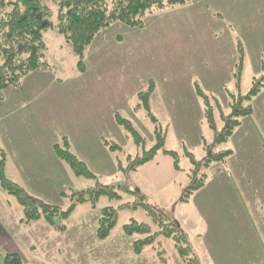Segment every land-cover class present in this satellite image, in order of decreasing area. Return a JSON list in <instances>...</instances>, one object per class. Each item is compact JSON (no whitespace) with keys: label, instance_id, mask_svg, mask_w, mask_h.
<instances>
[{"label":"rangeland","instance_id":"374dc122","mask_svg":"<svg viewBox=\"0 0 264 264\" xmlns=\"http://www.w3.org/2000/svg\"><path fill=\"white\" fill-rule=\"evenodd\" d=\"M142 20V28L114 22L102 29L84 52V70L79 69V59L63 34L56 29L44 32L48 69L30 72L20 84L5 89L0 99V148L8 157L5 173L27 195L64 210L71 205L73 191L98 182L139 190L146 201L176 219L190 246L197 248L202 244L197 235L212 231L215 221L201 213V191L189 204L179 199L195 176L215 172L224 162L215 161L205 171L196 168L194 175L195 165L187 152L201 161L209 150L246 149L228 161L235 166L264 164V87L244 104L252 107V114L240 117L230 139L215 146V132L207 124V108L196 86L227 115L233 98L246 95L264 75V0H187L154 7ZM238 36L249 40L242 59L236 49ZM151 85V113L158 120L165 147L177 152L179 167L160 150L135 171L118 170L119 163L122 168L129 165L128 157L141 156L157 142L156 124L141 96ZM215 111L221 129L226 124ZM117 115L133 124L144 144H136ZM64 138L71 152L97 175L96 180L75 175L55 154L54 145L63 144ZM105 141L119 148L112 150ZM215 181L212 175L209 185ZM117 190L120 199L102 196L95 206L77 204L55 237L45 234L40 224L28 227L24 206L2 188L0 211L13 220L8 228L18 233L20 242L35 244L34 252L24 251L34 264H188L169 237L159 238L165 259L153 246L134 253L133 242L144 236H128L123 226L133 219L153 224L142 208L121 211L110 236L97 237L101 209L136 198L124 188ZM234 203L225 204L231 210ZM18 216L24 223L16 220Z\"/></svg>","mask_w":264,"mask_h":264},{"label":"trees","instance_id":"16d2710c","mask_svg":"<svg viewBox=\"0 0 264 264\" xmlns=\"http://www.w3.org/2000/svg\"><path fill=\"white\" fill-rule=\"evenodd\" d=\"M186 2L187 0H0V99L3 98L5 89L20 84L22 79L30 72L48 69L49 64L45 58L47 46L44 41V32L48 29H56L63 34L79 59V69L84 70L82 63L84 52L102 29L109 27L114 22L142 28V18L152 8L162 9L168 4ZM239 53L242 59L244 48L241 43L239 44ZM240 66H242V60ZM263 87L264 75L260 77L258 82L254 81L253 87L246 95H239L237 99L233 98L235 103L231 104L232 111L225 115L222 106L217 101L216 105H212L209 101L210 97L198 85L196 86L197 94L202 98L207 108L205 116L207 124L215 132V146L226 142L230 138L234 129L240 124V117L252 114V107L249 104L246 106L244 104L250 102L252 97L259 94ZM152 92L153 87L151 85L148 91L142 93L141 96L144 107L156 124L157 142L150 149H144L141 156L137 155L132 160L128 157L130 160L129 165L122 168L119 163L118 170L122 169L124 172L135 171L142 164L152 160L160 150L176 160L174 166L179 167L177 152L165 147V137L160 134L158 120L151 113L149 99ZM215 110L219 111L221 119L226 124L221 129L217 125ZM117 121L132 134L136 144H144V138L141 137L129 120L117 115ZM105 143L112 150L119 148L115 144H109L108 141H105ZM53 148L55 154L70 165L75 175L97 179V175L90 171L86 164L71 152L70 143L66 138H64L63 144H56ZM209 151L210 153L201 161L196 160L192 153L187 152L195 165L194 175H197L199 168L205 171L213 162L225 160L232 153L230 149L220 152ZM6 162L7 154L0 148V187L8 194L16 196L20 205L24 206L26 223L43 218L56 227L58 219L62 222L68 219L77 204L90 203L95 206L102 196H107L110 199H120L121 194L117 187L124 188L125 191L134 193L136 198L134 201L122 203L117 207L106 206L101 209L97 229L99 239H106L110 236L118 223L121 211L142 208L150 216L153 224L142 223L133 219L123 226L124 232L128 236L134 234L144 236L133 242L132 246L135 254L139 255L147 246H153L157 254L163 259V251L160 249L159 241V238L163 236L172 238L175 241L176 249L186 263L201 264L198 255L189 244L187 233L180 227L176 219L146 201V196L139 190L132 191L123 185H105L97 181L98 183L94 187L73 191L70 196L71 205L64 210L58 205L49 204L28 196L18 183L6 175ZM207 177V172L195 176L188 187L184 189L179 201L182 203L188 202L192 195L204 186ZM64 228L63 226L60 230ZM4 264H23V261L18 255L6 254Z\"/></svg>","mask_w":264,"mask_h":264},{"label":"crops","instance_id":"0c3cea01","mask_svg":"<svg viewBox=\"0 0 264 264\" xmlns=\"http://www.w3.org/2000/svg\"><path fill=\"white\" fill-rule=\"evenodd\" d=\"M237 38L240 40L239 44L244 45V50H247L249 40L245 36ZM231 151V155L223 160L224 163L218 166L215 172L212 170V173L211 171L207 173L209 179L207 177L204 186L186 203L197 199V194L201 191L199 197L201 213L208 221H215L212 224V231L206 229L199 235L196 234L202 244L193 249L201 264H264V164L235 166L228 158L242 155L241 152L245 153L246 149L239 151L234 148ZM212 175H215L216 181L209 185ZM233 200L235 203L230 210L225 203L232 204ZM8 204H11L9 200ZM3 208L4 206H0V209ZM23 216H18L16 220L24 223ZM10 221L13 220L7 213L0 211V259L3 258L0 264H4L6 254L20 256L23 264H34L24 251L34 252L35 244L20 242L16 237L18 233H13L8 228ZM37 224L43 227L45 234L54 237L59 231L43 218L27 223L28 227Z\"/></svg>","mask_w":264,"mask_h":264}]
</instances>
